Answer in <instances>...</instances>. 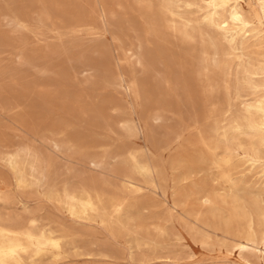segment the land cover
I'll return each instance as SVG.
<instances>
[{
    "label": "rangeland",
    "instance_id": "1",
    "mask_svg": "<svg viewBox=\"0 0 264 264\" xmlns=\"http://www.w3.org/2000/svg\"><path fill=\"white\" fill-rule=\"evenodd\" d=\"M236 2L242 50L204 0L180 18L168 0H0V229L57 239L0 264H264V174L245 162L264 149L241 136L226 162L216 129L260 97L247 75L264 81V14ZM80 196L96 210L71 214Z\"/></svg>",
    "mask_w": 264,
    "mask_h": 264
},
{
    "label": "bare ground",
    "instance_id": "2",
    "mask_svg": "<svg viewBox=\"0 0 264 264\" xmlns=\"http://www.w3.org/2000/svg\"><path fill=\"white\" fill-rule=\"evenodd\" d=\"M208 9L207 14L204 16V22L206 25L213 27L218 30L224 41L230 48L243 49L247 38L251 36L252 28L248 22L241 16L236 0H204ZM261 12L264 14V0H257ZM167 10L172 17H181L177 9L179 7V0H168ZM225 8H227L228 16H224ZM185 29L177 28L174 24L173 29L179 30L184 38L191 39L193 37L192 28L190 30L189 22H185ZM205 62L204 69L206 70L210 62L215 60L211 58L207 52H204ZM260 73L264 74V66H259L256 72L253 74ZM243 74V73H242ZM244 75V74H243ZM248 84L255 91L261 92L260 97L249 104L244 105L245 116L242 120H234L232 124L225 125L219 123L216 125L219 137L225 144V150L228 153L229 161L231 157L230 146L239 137L244 136L247 138L254 149L262 147L264 149V81L261 79H254L247 75ZM8 163L13 172L19 177L17 185L20 187L23 179V172L19 166L18 160L15 156L8 157ZM245 162L249 167L259 165L261 171L264 174V166L260 164V158L257 156L248 157ZM135 168L139 171H146L147 167L142 165L134 159ZM34 170L33 166H30ZM252 201V200H251ZM246 202V201H245ZM242 203V202H241ZM244 205V204H243ZM69 212L77 216L86 215L85 211H95L96 207L92 202L90 196L85 197H72L71 202L68 204ZM82 209V210H80ZM83 217V216H82ZM20 239L30 245L35 246L38 250L44 249L46 246H54L57 244V239L53 238L50 234L45 231H34L26 230L18 234L16 232H10L8 230L0 229V257L4 259H10V256H18L22 242ZM240 249H246V244H238ZM19 258V256H18Z\"/></svg>",
    "mask_w": 264,
    "mask_h": 264
}]
</instances>
